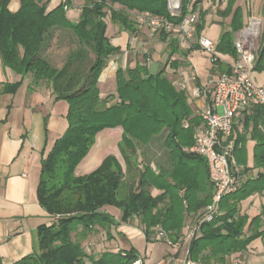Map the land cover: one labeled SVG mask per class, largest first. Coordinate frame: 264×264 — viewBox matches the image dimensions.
Instances as JSON below:
<instances>
[{
    "label": "trees",
    "instance_id": "trees-1",
    "mask_svg": "<svg viewBox=\"0 0 264 264\" xmlns=\"http://www.w3.org/2000/svg\"><path fill=\"white\" fill-rule=\"evenodd\" d=\"M40 1L19 0L18 10L11 12L9 0H0V59L17 73H31L34 82L51 84L57 97L68 102V128L41 161L37 199L52 221L36 229L32 253L12 264H133L138 260L133 249L103 251L94 257L91 243L84 244L97 227L105 230L115 224L104 207L119 208L124 220L137 216L146 236L160 226L175 240L183 215L209 203L211 185L205 158L182 151L183 146L193 143L200 119L188 104L185 91L177 90L162 71L143 77L139 68L126 74L118 70L115 94L100 97L98 77L109 56L118 50L110 43L106 28L109 21L120 30L133 32L142 12L179 25L193 13L191 0H180L178 16L168 12L167 0H82L75 21L66 18L64 9L65 5L71 7L72 0H63L51 10ZM56 28L69 29L76 39L75 48L61 67L42 56ZM200 28L196 21L194 35L199 36ZM216 49L236 57L232 33H222ZM253 70L264 71V43L257 48ZM116 126L122 128L118 149L124 166L114 155H108L93 171L76 176L74 170L89 152L96 134ZM164 126L168 129L165 147L173 169L187 172L179 171L176 176L171 171L169 182L156 175L163 192L153 196L150 188L156 185L155 180L148 179L149 169L142 167L137 145L147 142ZM246 131L255 144L252 166L246 167L244 174L254 168L256 175L246 177L236 191L222 198L221 214L203 222L200 235L190 240L188 258L197 264L222 262L226 255L243 250L252 239L264 235V202L260 214L249 222L248 216L239 211L242 200L264 191L263 106H253L244 114L242 132ZM242 138L240 135L236 139L241 142ZM198 181L209 185V195L196 207L191 200ZM178 205L179 211L174 212ZM172 216H176L173 221ZM0 264H4L1 259Z\"/></svg>",
    "mask_w": 264,
    "mask_h": 264
},
{
    "label": "crops",
    "instance_id": "crops-1",
    "mask_svg": "<svg viewBox=\"0 0 264 264\" xmlns=\"http://www.w3.org/2000/svg\"><path fill=\"white\" fill-rule=\"evenodd\" d=\"M43 1L46 10H51L63 0ZM191 5L197 23L201 24L199 36L194 35L196 21L187 35L178 25H174L168 32L155 31L143 24H139L133 32L120 30L113 23L107 25L106 34L118 50L109 56L98 77L100 97L115 94L118 70L126 74L139 68L143 77L162 71L170 83H186L187 88L183 91L193 113L197 115L204 99L190 98V89L194 86L211 88L213 80L226 72L235 58L229 52L216 49L221 34L227 32L233 36L248 16H259L263 19L261 40L264 43V0H191ZM79 7L73 5L68 8L65 11L66 18L77 20ZM18 8L19 0H9L8 9L11 12ZM67 30L69 36L76 40L74 34ZM209 36L215 39V50L218 53V60L213 66L203 55L199 44L200 37L210 39ZM67 49V53H70L71 49ZM50 50L49 45L42 53L47 60ZM50 63L61 67L64 61ZM251 77L257 84L264 85L263 70H252ZM174 87L182 90L178 86ZM56 94L49 82H34L31 73H17L4 66L0 59V259L4 264H12L32 253L36 229L52 221L38 202L37 186L43 156L68 128V102ZM121 135L120 126L98 132L74 174L81 176L93 171L108 155H114L120 162L122 157L118 143ZM240 135L243 138L235 152L236 160L251 168L255 141L251 139L249 131L243 133L242 128L237 126L235 136L238 138ZM256 172L257 169H250L245 173V178L255 176ZM162 192L161 186L153 185L150 188L153 196ZM263 202L264 191L255 192L240 202L239 211L248 216L249 222L260 213ZM104 210L114 218L115 224L105 230L97 227V231L84 241V244L91 243L94 257L103 251L133 249L138 254L140 264H180L187 258L190 240L185 238V224L193 212L184 216L178 238L174 240L172 235L174 244L168 245L156 235V228L149 230V236H146L137 216L124 220L122 211L112 205L105 206ZM213 264H264V235L252 239L243 250L226 255L222 262L215 261Z\"/></svg>",
    "mask_w": 264,
    "mask_h": 264
},
{
    "label": "built area",
    "instance_id": "built-area-1",
    "mask_svg": "<svg viewBox=\"0 0 264 264\" xmlns=\"http://www.w3.org/2000/svg\"><path fill=\"white\" fill-rule=\"evenodd\" d=\"M43 4L44 1H40ZM180 6V0H167L168 12L172 15L174 9ZM64 9L68 7L65 5ZM196 14H187L178 25L186 35L191 32L196 21ZM139 24L147 25L155 31L168 32L174 25L167 18L142 12L138 15ZM263 19L250 15L243 26L233 34V47L236 57L228 70L219 74L213 80V86H194L190 89V98H203L204 103L198 109L200 124L195 127L193 143L183 146L182 151L205 158L208 167L211 198L196 217H191L185 224V238L191 240L200 235L203 222L214 220L220 211V201L226 195L236 191L245 179V165L236 160L235 152L240 147L235 136L237 126L242 128L244 114L253 106L264 107V85L256 84L252 77L258 39L261 35ZM200 49L210 54L213 63L218 60L215 45L207 38H199ZM182 90L187 88L185 82H174ZM183 126L188 127L185 121ZM249 167V166H248ZM156 235L168 245H173L169 233L160 226L156 227ZM188 253V252H187ZM134 264H140L139 260ZM180 264H195L187 258Z\"/></svg>",
    "mask_w": 264,
    "mask_h": 264
},
{
    "label": "rangeland",
    "instance_id": "rangeland-1",
    "mask_svg": "<svg viewBox=\"0 0 264 264\" xmlns=\"http://www.w3.org/2000/svg\"><path fill=\"white\" fill-rule=\"evenodd\" d=\"M72 3L73 4L71 6L75 5V6L79 7L83 3V1L82 0H72ZM69 11H73V9H70ZM108 25L110 26L109 21H108ZM262 32H263V28H262ZM262 32H261V35L258 39L259 45L263 41V40H261ZM209 38H210L209 40L215 45L216 44L214 42L215 39H213L212 36H209ZM74 41L75 40H73L71 38V36H69L67 29L56 28L53 32L52 39L50 42L51 50L48 53L49 62H53L55 64H58V63L65 61L66 57L68 55V53H67L68 49L67 48H69L71 50L75 48ZM58 48L60 51H58ZM202 53H203V55H205V57L207 58L210 65L213 66L214 63L211 60L210 54L203 52V51H202ZM217 55H218V53H217ZM167 134H168V129L164 126L159 130V132H157L156 134L151 136L147 142H145V143L138 142V145H137V154L139 155V159L142 161V167H147L149 169L148 179H151V180L154 179L155 180L154 184H156L158 186H160V184H159L160 181H159V178H156V175H159L160 177H164V179L167 182H169V181H172V178L169 176L171 171L176 176H178L179 171L187 172L186 170H183V171L179 170L178 171V170L173 169L172 159L169 155L168 149L165 147V138H166ZM119 159H120V157H119ZM120 163L122 166H124L121 159H120ZM208 186L209 185L207 183L198 181V183L196 184V187L193 189L191 201L196 207H197V205L203 203L205 201V199L208 198V195H209ZM196 207H193L191 209H198ZM175 208L176 209L174 212L179 211V205H178V207H175ZM181 208H183V207H181ZM201 209L202 208L193 212L194 214L192 215V218L196 217L197 213L199 211H201ZM260 212H261V210H260ZM259 214H257V215H259ZM184 216H185V214L183 215V218H182L183 220H184ZM175 217L176 216H172L171 220L173 221ZM186 220H187V218H186Z\"/></svg>",
    "mask_w": 264,
    "mask_h": 264
},
{
    "label": "water",
    "instance_id": "water-1",
    "mask_svg": "<svg viewBox=\"0 0 264 264\" xmlns=\"http://www.w3.org/2000/svg\"><path fill=\"white\" fill-rule=\"evenodd\" d=\"M181 13V3L180 6L176 9H174V13H172V16H178Z\"/></svg>",
    "mask_w": 264,
    "mask_h": 264
}]
</instances>
